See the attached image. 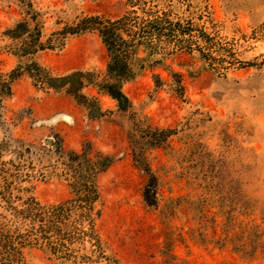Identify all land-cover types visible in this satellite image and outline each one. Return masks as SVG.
<instances>
[{
    "label": "rangeland",
    "instance_id": "obj_1",
    "mask_svg": "<svg viewBox=\"0 0 264 264\" xmlns=\"http://www.w3.org/2000/svg\"><path fill=\"white\" fill-rule=\"evenodd\" d=\"M32 1L46 11V31L57 14L116 16L127 7L125 0ZM183 7L204 13L206 31L252 64L217 71L197 51L154 62L158 54L140 48L136 73L122 87L125 107L96 87L83 88L99 99L103 113L96 116L63 90L34 86L24 73L0 102V139L9 138L11 148L30 145L37 166L55 160L57 143L113 157L97 176L98 227L120 264H264V0H185ZM22 14L17 0H0L3 71L17 57L6 50L1 31ZM35 58L63 74L104 70L108 56L100 36L86 31ZM145 165L154 175L153 203L144 197L150 177ZM31 182L42 202L71 195L56 176ZM25 255L28 264H103L57 258L40 247L26 248Z\"/></svg>",
    "mask_w": 264,
    "mask_h": 264
},
{
    "label": "trees",
    "instance_id": "obj_2",
    "mask_svg": "<svg viewBox=\"0 0 264 264\" xmlns=\"http://www.w3.org/2000/svg\"><path fill=\"white\" fill-rule=\"evenodd\" d=\"M17 1L22 16L1 31L6 50L17 62L9 71L0 68V102L11 93V82L25 73L38 88L69 93L94 116L103 111L97 96L83 91L88 85L125 107L128 97L122 87L136 73L134 62L140 48L148 56L158 54L154 62L185 50L197 51L206 65L217 71L219 67L252 64L239 58L232 45L206 31L204 13L189 12L183 7L185 0H125L127 7L116 16L80 12L67 19L57 14L49 31L45 30L46 11L36 8L32 0ZM206 16L214 25L210 13ZM86 31L96 32L106 47L104 70L76 68L54 74L35 58L40 51L61 49L69 36ZM171 130L162 129L166 134ZM11 144L9 138L0 139V264H28L25 250L29 247L47 249L55 257L73 262L120 264L107 252L98 227L97 176L113 157L91 146L65 150L57 143L55 160L37 166L30 145L20 143L11 148ZM6 153L11 156L5 159ZM145 169L150 177L144 197L153 203L154 175L148 165ZM51 176L65 180L71 195L50 203L39 200L31 181Z\"/></svg>",
    "mask_w": 264,
    "mask_h": 264
}]
</instances>
